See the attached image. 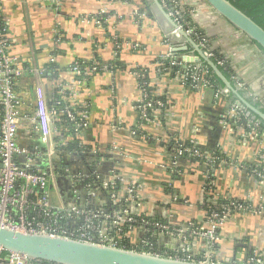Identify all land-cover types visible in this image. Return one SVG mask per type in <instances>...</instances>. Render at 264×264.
Wrapping results in <instances>:
<instances>
[{
    "label": "crops",
    "instance_id": "crops-1",
    "mask_svg": "<svg viewBox=\"0 0 264 264\" xmlns=\"http://www.w3.org/2000/svg\"><path fill=\"white\" fill-rule=\"evenodd\" d=\"M178 1L191 11L213 49L224 55L243 96L264 109V52L204 0ZM0 13L11 50L25 67L17 86L25 112L21 142L46 148L34 119L38 84L45 87L49 103L55 87L62 86L64 101L86 113L80 133L83 152L66 151L67 142L54 139L52 157L56 155L59 163L56 186L51 185L55 205H82L72 190L75 179L91 167L102 183L119 175L138 186L140 198L129 204L131 212L169 226L135 227L127 232L131 247L198 260L209 255L223 263L245 264L257 254L264 258V179L249 169L252 164L264 165V137L245 139L242 129L229 124L230 94L217 96L214 87L191 88L180 72L158 70L161 59L195 53L192 47L173 51L186 41L180 36L168 38L171 25L152 0H0ZM80 58L106 69L91 81L80 78L71 68ZM115 63L118 67L111 69ZM139 68L148 70L156 95L167 101L166 108L155 111L143 127L137 108ZM179 141L194 143L205 155L221 151L229 157L231 161L222 160L214 172L213 194L249 202L256 209L227 219L213 246L191 232L192 223H208L202 204L209 166L176 158L172 146ZM82 191L83 201L91 200V206H111L106 193L91 197Z\"/></svg>",
    "mask_w": 264,
    "mask_h": 264
},
{
    "label": "built area",
    "instance_id": "built-area-1",
    "mask_svg": "<svg viewBox=\"0 0 264 264\" xmlns=\"http://www.w3.org/2000/svg\"><path fill=\"white\" fill-rule=\"evenodd\" d=\"M160 1L178 24L186 27L187 32L195 37L212 58H215L216 52L209 38L203 34H198L184 22V15L187 9L183 7L181 2L178 0ZM225 61L226 58L224 60L218 59L219 64H224ZM78 63L75 61L73 72L81 75L82 72ZM185 63L172 58L169 65L159 61L157 66L159 71L171 72L173 66ZM95 64L86 71L90 74L97 72ZM186 64L187 66L184 67L185 72H180L185 85L191 88L215 87V84L208 76L207 70L197 68L191 63ZM105 69L106 67L102 66V70ZM24 71L25 67L22 58L11 50L8 27L0 13V225L30 233L72 237L118 247H125L122 242L127 239L129 231L137 226H143L145 230L153 226L168 229L169 226L167 224L155 222L148 215H138L131 212L129 204L138 201L141 189L131 183L127 184L123 177L119 175H116L108 183H102L101 188L108 190L109 200L112 205L121 203L119 208H114L112 211L106 210L104 206H91V200L83 201L81 190L77 188V183H82L89 177L88 174L83 173L75 179V185L72 190L77 202H82V205L64 208L58 207L52 202L51 185L56 186L58 171L55 159L52 157L55 135L60 130L57 125V122L60 121L58 116L59 114L67 115L74 123L75 131L81 133L85 126L86 113L78 111L69 103L59 106L50 105L45 87L42 84H38L35 89L34 119L37 123L39 141L46 148H33L22 143L19 132L21 119L25 117L24 100L18 94L17 86ZM137 76L139 79L140 77L143 78L144 75L137 72ZM241 85L243 84L241 83ZM139 89L141 96L138 100L137 108L140 122L142 123L140 126L143 127L145 123L153 120L155 111L163 106L164 103L157 99L154 101L149 100L150 95L147 92L145 83L139 81ZM216 94L220 96L222 94L221 89H217ZM231 116L236 121L245 117V123L236 126L237 129L243 130L245 139H260L264 137V127L259 122L247 118L245 111L238 104L232 105ZM193 145L191 149L185 147L190 156H206L209 162H213L216 159L214 155H205L194 143ZM181 147L182 145L179 143L175 145L176 158L180 156ZM173 172L178 173V170L174 168ZM253 173L258 178L264 179V167L262 171L254 170ZM119 183L123 185L122 188H114ZM84 186L83 189L87 190L91 197H95L99 192H102L96 185L95 188H92L90 184H84ZM226 199L229 201L224 203L216 202L214 208L205 210L208 219L207 224H191V228H193L191 232L207 239L210 246H213L217 241L219 229L232 215L256 210L249 202L231 197H226ZM208 202L210 201L208 200ZM144 244L148 246L146 242ZM136 249L141 250L139 248ZM183 258L189 259V257ZM207 258L211 257L208 255L205 259ZM49 263L42 260H32L23 254L6 253L5 249L0 246V264ZM247 263L264 264V258L262 255L257 254L249 258Z\"/></svg>",
    "mask_w": 264,
    "mask_h": 264
},
{
    "label": "water",
    "instance_id": "water-1",
    "mask_svg": "<svg viewBox=\"0 0 264 264\" xmlns=\"http://www.w3.org/2000/svg\"><path fill=\"white\" fill-rule=\"evenodd\" d=\"M160 15L170 23L171 31L168 38L173 41L176 36L185 39L186 44L174 47V52L187 51L189 47L194 49L195 55H183L177 60L191 63L197 68L204 66L212 69L213 74L223 83V94H234L245 116L258 119L264 125V110L249 102L235 87L214 59L206 52L186 27L178 24L173 16L165 9L160 0H152ZM219 15L225 18L233 27L247 35L264 52V27L258 24L243 10L238 8L230 0H204ZM191 15V11H189ZM206 36V35H205ZM207 37V36H206ZM174 58V57H173ZM183 64L184 67L187 64ZM56 155H54L55 159ZM56 167L59 163L56 162ZM58 181L60 179L58 178ZM78 189L82 186H77ZM82 190V189H80ZM0 246L7 252L26 255L32 260H42L56 264H236L217 262L212 258L198 260L195 258L184 259L160 252L152 253L138 249L113 246L91 241L79 240L72 237H64L50 234L30 233L11 229L0 225ZM249 264V263H245Z\"/></svg>",
    "mask_w": 264,
    "mask_h": 264
},
{
    "label": "trees",
    "instance_id": "trees-1",
    "mask_svg": "<svg viewBox=\"0 0 264 264\" xmlns=\"http://www.w3.org/2000/svg\"><path fill=\"white\" fill-rule=\"evenodd\" d=\"M230 1L233 4H235L238 8L243 10L245 13H247L250 17H252L258 24H260L261 26L264 27V0H230ZM184 20H185L184 22H186L188 24V26L193 28L195 32H197L200 35H202V34L205 35L203 30L201 28H199L193 22V20L191 18V15H190V13H188V11L184 15ZM215 52H216V57L215 58L213 57L214 61L218 64L220 69L224 72V74L228 77V79L232 82V84L235 87L238 88V86L236 84V81H235L234 72H233L231 66L228 64V61L226 60L224 64H219L218 63V59L224 60L225 57L220 52H218V51H215ZM171 59L172 58H170V59H161L160 61H162L166 65H169ZM77 62H79L78 66H79V68H80V70L82 72L81 75H78V77L87 79L88 81H91L92 78L96 74H98V72H103L104 71V70H102V66L103 65H100L99 63L94 62L92 60H85V59L80 58V59L77 60ZM94 63H96L95 66L97 67V72H94V73L90 74L86 70H89V68H92L94 66ZM111 66H112L111 69L118 67L117 64L115 66H113V65H111ZM74 67H75V63L72 65L71 68L73 69ZM203 69L208 71L209 78L215 84L214 89L215 90L216 89H221V87H223V83L213 74L212 69H210L207 66H204ZM137 72H140L141 74L144 75L143 78L140 77L138 79V81L146 84L147 92L150 95L149 100H152V101H154L155 99L161 100L164 103V105L161 106L160 108L161 109L166 108V102L167 101H166L165 98L156 95L155 88L152 85V82H151V80L149 78L148 70L143 69V68H139V69H137ZM172 72H181V73H183V72H185V68H184V66L182 64L181 65H175V66L172 67ZM62 88H63L62 86H56L55 87L53 95H52V98H51V101L49 103L50 105H52V106L53 105H58L59 106V105H62V104L66 103V102H64V99L62 98V95H63ZM241 91L242 90L239 89L240 93H241ZM230 96H232V105H233V104H235L236 97H233L232 94H230ZM244 118L245 117H242L241 120L236 121L235 118L229 117L227 119V121L232 126L235 127V126H239L241 124L243 125L245 123ZM249 119H252V118H249ZM253 120L258 122L257 118L253 119ZM57 125H58L60 130L56 133L55 137L61 142H64V141L67 142L66 151H76V152L80 153V152H83L86 149V147L83 146L81 144V142H80V133L79 132L77 133L75 131L74 123L68 118L67 115H65V114L63 115L62 114L61 118H60V121L57 122ZM261 126L264 127L263 124H261ZM242 128H244V127H242ZM69 137H71L72 139L70 141H67V139ZM177 143L182 145V147H181L182 149L180 151V156L192 159L194 161L205 162L207 164V166H209L208 167V171H207V180H206V193L207 194H206V199L204 200V202L202 204L203 209L204 210H209L211 208H214L215 207L214 204H216V202H218V203L228 202L229 200L226 199V197H215V193L213 194L215 187H213L212 181H213V178L215 177L214 172H215L216 168L222 163L221 161L222 160L231 161V159L229 157H226L225 155H223L221 153V151H216L214 153V156L216 157V159L213 162H209V160L207 159L206 156H203V157H192L185 150V147H188V148L191 149L194 146L192 142H180L179 141ZM177 143L175 145H177ZM175 145L172 146V153L174 155L177 152L176 148H174ZM194 149H196V148H194ZM198 149L200 151H202L200 148H198ZM63 150H65L64 147H63ZM263 167H264L263 164H252V165L249 166V169L252 170V171H254V170L262 171ZM88 171H90V172H88L89 177L87 179H85L84 181H82L83 184L82 183H77V186L80 185V186H82V188H80V189H83V187L86 186V185L84 186V184H90L92 188H95V185H96V186H98V189H101L102 188V182H101L98 174H96V172L94 173L93 172L94 170L91 167H90V169ZM259 179H261V178H259ZM122 186L123 185L121 183H119V185L115 186L114 188L121 189ZM101 190H102L103 193H106L108 195V190H105V189H101ZM208 200L210 202H208ZM240 201H242V200H240ZM120 204H118V205H112L111 204V206H109L108 208L105 207V209L108 210V211H112V210H114V208H119ZM109 208L111 210H109ZM122 245H125V248H133V247H131L132 245L128 242V239H125L122 242ZM140 249L144 250V251H149V250L144 249V248L143 249L140 248ZM5 252L7 253V251H5ZM49 264H56V263H49Z\"/></svg>",
    "mask_w": 264,
    "mask_h": 264
},
{
    "label": "flooded vegetation",
    "instance_id": "flooded-vegetation-1",
    "mask_svg": "<svg viewBox=\"0 0 264 264\" xmlns=\"http://www.w3.org/2000/svg\"><path fill=\"white\" fill-rule=\"evenodd\" d=\"M83 193H84V192L81 190V194H82V195H83Z\"/></svg>",
    "mask_w": 264,
    "mask_h": 264
}]
</instances>
